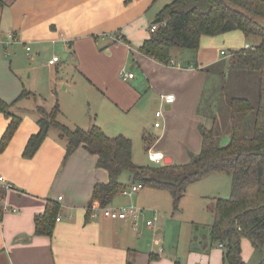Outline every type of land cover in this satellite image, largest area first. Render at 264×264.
<instances>
[{
	"label": "crops",
	"instance_id": "0c3cea01",
	"mask_svg": "<svg viewBox=\"0 0 264 264\" xmlns=\"http://www.w3.org/2000/svg\"><path fill=\"white\" fill-rule=\"evenodd\" d=\"M157 1L0 0V99L11 104V114L21 118L11 141L0 154V176L11 185L3 200L7 210L0 219V264H126L128 261L179 264L177 260H166L163 248L156 250L158 244L145 224L146 211L137 226L129 220L105 218L100 212L85 220L94 184L106 183L108 176L96 167V156L81 146L65 159L66 141L57 129L56 136L49 129L31 159L22 157L29 137L38 131L40 118L38 110V115H29L26 104L32 99L37 109L49 110L56 104L59 108L58 96L70 88L68 68L82 73L88 84L104 88L120 112H129L144 101L140 127L143 132V127H147L156 135L146 152L160 151L168 162L179 165L186 164L189 155L200 152L198 125L206 128L213 125L211 118L205 121L196 116L207 85L206 69L226 61L221 51L232 52L256 44L240 31L203 36L196 53L175 49L169 65L155 62L138 52L148 36L134 37L131 30L137 21L155 17L151 22L154 25L160 11L152 13ZM131 41L137 47L136 53L130 47ZM22 55L28 58V70L18 62ZM44 56L50 57L49 60L58 56L61 60L54 66L48 65L49 60L36 66L37 59ZM105 63H116V70L120 65H128L139 76L122 69L120 79L121 73L133 77L122 79L124 84L112 87L111 79L105 76L109 72ZM27 71L30 75L25 84L23 77ZM22 91L29 94L17 101ZM168 94L175 97L170 106L162 102V97ZM147 103L149 107L155 106V112L162 113L157 118L154 112L150 122L146 119ZM13 108H18L20 114L12 112ZM8 122L0 113V137ZM154 123H159V127H154ZM120 195L130 202L132 195ZM114 199L108 207L125 206L114 203ZM48 200L58 203L59 221L51 237L37 236L34 218L44 213ZM210 225L203 229V236L197 237L196 233L203 227L191 224L188 264H224L221 247L208 249ZM161 231L158 227L155 233ZM253 254L251 243L242 239L243 262L247 263ZM261 261L260 254L259 264Z\"/></svg>",
	"mask_w": 264,
	"mask_h": 264
},
{
	"label": "trees",
	"instance_id": "16d2710c",
	"mask_svg": "<svg viewBox=\"0 0 264 264\" xmlns=\"http://www.w3.org/2000/svg\"><path fill=\"white\" fill-rule=\"evenodd\" d=\"M157 19L156 30L149 31L138 52L163 65L171 63V52L175 49L196 53L203 36L240 31L247 40L259 39L258 44L251 46L252 50L232 51L230 61L234 62V67L243 74H250L246 85L251 86L252 97L224 96L228 143L220 145L216 120L212 117L211 128L198 125L201 150L189 155L186 164L138 166L132 159L129 138L108 137L95 125L88 130L69 129L56 121L60 114L56 104L49 113L38 107V131L29 137L22 157L31 159L36 154L50 128L57 129L66 140L65 159L80 146L96 156V167L107 173L108 180L94 184L86 207V221L91 219L95 206L108 207L122 190L119 178L123 172L129 174L132 185L167 191L175 210L191 184L212 175H224L230 182V196L214 198L208 249L221 245L224 264H246L241 258V240L246 238L260 252V264H264V0H170L159 11ZM28 94L22 91L16 100ZM10 106L0 99V113L9 120L0 137V154L21 121L9 112ZM248 114L253 115L250 135L243 129V117ZM4 193L0 188V201ZM58 214V203L48 200L44 213L34 218V234L51 237Z\"/></svg>",
	"mask_w": 264,
	"mask_h": 264
},
{
	"label": "rangeland",
	"instance_id": "374dc122",
	"mask_svg": "<svg viewBox=\"0 0 264 264\" xmlns=\"http://www.w3.org/2000/svg\"><path fill=\"white\" fill-rule=\"evenodd\" d=\"M169 2L170 0H158L152 13L161 10ZM154 19L155 17L147 21H137L131 30L133 31L134 37L137 34L141 37L142 34L145 37L148 36L151 22ZM251 39L253 44H258V38L252 37ZM130 47L136 53L137 47L134 41H131ZM46 58L45 56L38 58L36 66H42V63L48 61L50 57ZM17 59L25 67L24 70H28V58L22 55ZM225 59L226 61L206 70V72L208 71L206 73L208 76L206 81L207 85L196 109V116H199L205 121H209L212 117L215 118V128L221 146L229 138L227 119L224 117L226 116L224 108L226 106V100L224 96L252 97V88L249 84L246 85L249 82L248 75L250 74L247 75L239 72L234 67V62L230 61V58L225 57ZM104 67H109V72L105 76L111 79L112 87H116L119 83L124 84L121 81L122 79L119 78V73L122 69L125 72L137 74V70H130L128 65H120L117 70L116 63H105ZM40 71L41 73L44 72L43 69ZM68 72H70V75L67 76L70 88L67 93H62V95L58 96L61 103L59 105L61 112L56 117V121L69 129L78 127L83 130H88L91 126L95 125L100 127L108 137L121 135L129 138L132 142V159L134 164L138 166L154 165L148 160L146 150L156 135L154 131H150L147 127H143L144 132L140 127V118H142V112L144 110L141 108L144 101L129 112H120L114 102L108 98L109 96L106 94L107 91L104 88H100L99 85L98 87L88 84L86 79L82 77V73L75 72L70 68H68ZM29 75L30 71H27L23 77L25 84H28ZM32 102V99L29 100L25 108L30 111L29 115H36L37 106ZM149 104L147 103L146 107L147 110L149 108L146 118L147 122L151 121L155 112V106L149 107ZM50 110L47 109L46 111L49 113ZM11 111L15 112V114H20L18 113L20 111L18 108H13ZM252 118V114L243 117V129L246 135H250L251 133ZM152 125L153 123L151 122L150 126L152 127ZM50 133L56 136L58 132L56 129L51 128ZM119 182L123 186L122 189H130L132 186L127 172L121 174ZM229 196V179L220 175L211 176L191 184L180 200L176 210L173 207V202L168 192L146 186H142L139 192L132 194L130 202L128 201L129 199L122 197L119 192L114 199V203H121L125 206L132 204L144 209L146 211L145 221L150 220L153 224L152 227H148L147 229H150L149 233L154 238V242L158 244L156 250L159 251V249L163 248L166 260L170 261L173 259L177 260L179 264H188V253L191 252V249L187 248V243L188 231L191 224L201 225L203 228L199 229L196 235L197 237L203 236L201 235L203 229L206 225L211 224L212 221L214 197L229 198ZM158 227L162 231L156 234L155 232ZM243 239L246 243L250 244L248 239ZM153 240L151 241L152 243ZM251 247L253 248L254 254L249 258L247 263L259 264L260 253L252 244ZM244 256H247L246 251H244Z\"/></svg>",
	"mask_w": 264,
	"mask_h": 264
},
{
	"label": "built area",
	"instance_id": "2783aa9c",
	"mask_svg": "<svg viewBox=\"0 0 264 264\" xmlns=\"http://www.w3.org/2000/svg\"><path fill=\"white\" fill-rule=\"evenodd\" d=\"M156 26L152 25L150 27V31L153 32L156 30ZM117 35L114 36L115 39ZM246 50H252L251 46L246 45L245 46ZM221 55L231 58L233 56L232 52H227V51H221ZM61 60L60 57L58 56H53L49 61L48 65L49 66H54L56 65L59 61ZM120 77L123 80L130 79L133 77L132 74H120ZM175 101V97L172 94H168L162 97V102L165 105H172ZM162 115L161 111H156L155 116L158 118ZM154 127H159V123H154ZM147 158L150 162H152L154 165H159L163 163L165 160V155L160 152L156 151L154 149H148L147 151ZM142 187L141 184L137 185H132L130 189L124 188L120 191V194L125 195V196H131L133 193L137 192L140 188ZM0 188L6 192L11 188V185L6 182V180L0 176ZM5 196V193H4ZM3 200L4 198L0 201V206L2 208V215L3 213L7 210L6 207L3 205ZM97 212H100L103 217L111 219V220H129L134 226H137L142 215L144 214V209L141 207L134 206L132 204L118 207V208H111V207H104V208H94L91 214V218H94L97 216ZM56 221H59V217L56 218ZM147 227H152L153 224L150 220L145 222ZM221 247V245H219Z\"/></svg>",
	"mask_w": 264,
	"mask_h": 264
},
{
	"label": "water",
	"instance_id": "95a60500",
	"mask_svg": "<svg viewBox=\"0 0 264 264\" xmlns=\"http://www.w3.org/2000/svg\"><path fill=\"white\" fill-rule=\"evenodd\" d=\"M159 23V19H156L153 24ZM164 164H170L171 160L168 162L166 159L163 161Z\"/></svg>",
	"mask_w": 264,
	"mask_h": 264
}]
</instances>
